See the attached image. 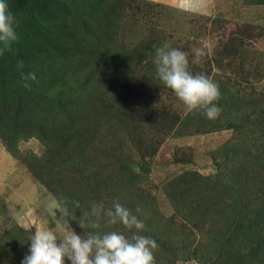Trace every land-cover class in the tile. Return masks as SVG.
Wrapping results in <instances>:
<instances>
[{"label":"trees","instance_id":"trees-1","mask_svg":"<svg viewBox=\"0 0 264 264\" xmlns=\"http://www.w3.org/2000/svg\"><path fill=\"white\" fill-rule=\"evenodd\" d=\"M5 2L16 17L18 40L0 56V144L59 210L66 211L73 230L84 236L110 231L130 236L135 229L109 225L107 218L92 229L83 216L95 203L108 208L118 202L143 221L139 234L155 240L156 264H264V74L242 68L244 78L214 79L221 92L216 104L222 109L215 120L199 110L182 116L164 111L161 116L152 100H144L148 89L172 91L156 75L151 46L143 43L136 52L125 53L117 45L115 30L125 0ZM243 3L264 6V0ZM231 41L225 43L238 54L243 41L236 36ZM220 54L233 57L226 47ZM19 60L24 72L36 74L28 87L16 68ZM190 70L196 73L192 65ZM93 84L101 85V92H111L110 100L115 90L128 93L137 86L135 100H107L110 107L97 105L89 111L80 102L91 100L92 92L98 95ZM154 112L159 125L164 124L157 136L138 133L132 138L131 130L123 129L125 119L141 125ZM224 129L231 130V139L209 153L214 173L183 169L161 188L150 184L153 165L148 159L167 135ZM30 139L43 146L40 156L20 150ZM179 152H188L191 163L192 153L178 148L174 163H183ZM153 190L161 191L173 210L170 217L159 210ZM207 220L213 226L211 236L199 239L197 225ZM33 234L16 224L6 229L0 236V264H21Z\"/></svg>","mask_w":264,"mask_h":264},{"label":"rangeland","instance_id":"rangeland-1","mask_svg":"<svg viewBox=\"0 0 264 264\" xmlns=\"http://www.w3.org/2000/svg\"><path fill=\"white\" fill-rule=\"evenodd\" d=\"M125 1L126 4L123 6L124 10L121 11L122 15L118 29L115 30L117 32V45L125 53L136 52L145 43L147 47L148 45L151 46L153 55L154 48L162 47L167 43L169 47L188 52L191 59L190 65L194 69L196 67V73L206 74L213 80L219 79L218 76L222 77L221 80L225 78L235 79L243 73L240 70L242 68H250L252 71L257 70L259 75L263 76L264 6H245L243 0ZM235 36L243 41L238 54L232 49V46L229 47L225 43L226 41L230 45L233 44L234 41L230 42V40ZM205 41L210 44L211 50L199 63H193L192 50L201 47ZM222 45L232 52L233 57L231 59H228L225 54L219 55L221 50L224 49ZM87 77L84 76V78ZM240 78L244 77L241 75ZM240 78L239 80H241ZM117 79L118 76L110 82L113 83ZM263 82L264 80L260 82L261 86ZM93 86L98 95L92 92L91 100L85 98L81 100L80 105L85 106L86 103V108L89 111H91L90 108H96L97 105L103 108L110 107L111 105H108L107 100H110L108 96L111 92H101V85L93 84ZM135 88L137 86H133L132 90L128 91L130 95L122 88L119 91L115 90L113 93L115 99L112 100L121 101L125 97L129 99L130 96L134 98ZM109 90L111 91V87H109ZM144 93V100H152L155 104L154 109H158L161 116L164 111L179 116L187 112L184 104L175 96L173 91L148 89ZM99 98L102 99L99 100ZM112 100H110L111 103ZM123 102L121 103L123 104ZM156 117L157 113L155 112L147 115L146 121L141 125L140 121H135L132 118L125 119L126 122L122 124L125 125L123 129H130L132 138L136 137L138 133H143V135L150 133L157 136L159 132H162L164 124L159 125L155 119ZM231 134V130L224 129L203 135H182L181 137H174L172 134L167 135V139L159 150L148 159V162L153 165L149 175L150 184L161 188V183L183 169L198 170L203 175L214 173L216 169L213 167L209 153L230 140ZM177 148L186 149L192 153L191 163L187 162L188 152L187 154L178 153L177 157L181 158L180 160L183 163L173 162V153ZM20 150L23 154L33 153L40 156L43 152V146L36 139H30L21 144ZM135 151H139V147ZM133 154L134 152L128 153L129 156ZM16 160L0 144V236L6 229L15 224L25 229L24 226L31 224L34 218L37 219L39 226L54 228V218H60L62 215L58 205L39 183L28 174L20 161ZM137 163H139V160H137ZM157 190L150 192L156 197L161 213L165 217H170L173 210L161 197V191ZM196 223L198 224V222ZM197 226H199V228L197 227L199 230L202 229L201 233L199 230L196 231L199 239L204 240L205 237L211 236V234H208V232L213 231L211 221L207 220ZM70 228L73 230L71 225ZM55 230L60 237L67 235L59 228ZM32 231H35V229L33 228ZM65 264H70V261L65 259ZM184 264L197 263L191 261Z\"/></svg>","mask_w":264,"mask_h":264},{"label":"clouds","instance_id":"clouds-1","mask_svg":"<svg viewBox=\"0 0 264 264\" xmlns=\"http://www.w3.org/2000/svg\"><path fill=\"white\" fill-rule=\"evenodd\" d=\"M16 26L15 15L9 11L5 0H0V56L9 50L11 42L18 40ZM210 50L211 46L206 41L193 49V63H199ZM153 56L157 77L173 91L188 112L202 111L210 120L220 116L222 109L216 104L221 96L219 85L206 74H194L190 70L188 52L169 47L166 43L154 48ZM24 67L22 60L17 61L16 68L21 73L24 86L28 87L27 82L35 81L36 74L34 71L24 72ZM60 212L61 217L53 220L54 228L39 226L36 218L24 226L25 231L33 228L35 231H32L28 254L21 264H65V259L70 264H156L155 240L139 234L145 227L143 221L124 205L116 202L105 208L103 202L95 203L83 216L92 229L98 228L103 218H107L109 225L121 224L129 231L135 229L130 236L117 231L79 235L70 228L66 211ZM57 228L67 235L58 236Z\"/></svg>","mask_w":264,"mask_h":264},{"label":"crops","instance_id":"crops-1","mask_svg":"<svg viewBox=\"0 0 264 264\" xmlns=\"http://www.w3.org/2000/svg\"><path fill=\"white\" fill-rule=\"evenodd\" d=\"M191 3H192V1H191Z\"/></svg>","mask_w":264,"mask_h":264}]
</instances>
